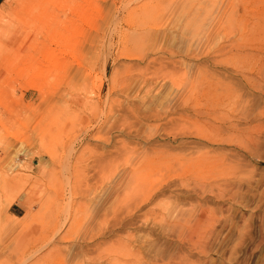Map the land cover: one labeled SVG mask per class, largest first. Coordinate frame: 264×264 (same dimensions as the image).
<instances>
[{
  "label": "rangeland",
  "instance_id": "374dc122",
  "mask_svg": "<svg viewBox=\"0 0 264 264\" xmlns=\"http://www.w3.org/2000/svg\"><path fill=\"white\" fill-rule=\"evenodd\" d=\"M70 1L0 4V264H264V0Z\"/></svg>",
  "mask_w": 264,
  "mask_h": 264
},
{
  "label": "bare ground",
  "instance_id": "6f19581e",
  "mask_svg": "<svg viewBox=\"0 0 264 264\" xmlns=\"http://www.w3.org/2000/svg\"><path fill=\"white\" fill-rule=\"evenodd\" d=\"M64 1H69V0H64ZM76 0H72L70 2H75ZM58 4L59 0H18V7L20 12L25 16V20L27 22H34L32 23L31 27L35 29L36 31H41L46 28H48V23L47 21L50 18H53L54 14V8L56 7L55 5ZM61 2H59L60 4ZM64 3V2H63ZM76 3V2H75ZM83 3V2H82ZM58 4V5H59ZM62 4V3H61ZM71 4V3H70ZM75 5V4H74ZM80 12V11H79ZM26 23V22H25ZM28 24H25L22 28L27 29L28 27L26 26ZM52 26V25H51ZM17 28V27H16ZM15 28V29H16ZM25 29H21L26 31ZM20 30V29H19ZM50 30V28L48 29ZM10 38V37H9ZM9 44V43H8ZM9 46V45H8ZM10 54V53H9ZM19 55V54H18ZM17 55V56H18ZM125 78V77H124ZM144 79V78H143ZM143 82V81H142ZM127 84V82H126ZM126 90V89H125ZM124 90V91H125ZM70 91V90H69ZM75 91V90H74ZM124 93L123 95H125ZM264 101V100H263ZM119 104V103H118ZM83 106V105H82ZM264 114V113H263ZM232 126V125H230ZM48 132H41V141L44 140V138H48ZM50 136V135H49ZM219 138V137H218ZM205 139V138H204ZM214 140V139H213ZM219 141V139H217ZM64 237V236H63Z\"/></svg>",
  "mask_w": 264,
  "mask_h": 264
},
{
  "label": "crops",
  "instance_id": "0c3cea01",
  "mask_svg": "<svg viewBox=\"0 0 264 264\" xmlns=\"http://www.w3.org/2000/svg\"><path fill=\"white\" fill-rule=\"evenodd\" d=\"M4 0H0V4L3 2ZM12 205H16L15 203H13Z\"/></svg>",
  "mask_w": 264,
  "mask_h": 264
}]
</instances>
